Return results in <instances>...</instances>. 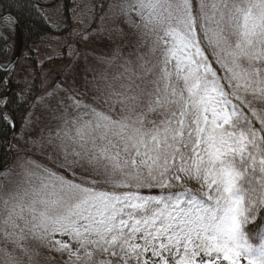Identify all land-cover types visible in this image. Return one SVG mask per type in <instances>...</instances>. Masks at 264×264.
I'll list each match as a JSON object with an SVG mask.
<instances>
[{
	"label": "snow or ice",
	"instance_id": "6c2138e0",
	"mask_svg": "<svg viewBox=\"0 0 264 264\" xmlns=\"http://www.w3.org/2000/svg\"><path fill=\"white\" fill-rule=\"evenodd\" d=\"M105 6L113 20L139 18L135 63H118V28L76 41L95 33L112 46L94 56L102 71L88 65L92 52L65 45L69 64L39 98L47 116L34 142L57 170L33 162L38 186H0V264H39L37 239L65 264H237L241 254L264 264V233L256 245L245 230L264 208V0ZM82 58L91 79L69 71ZM0 122L16 126L4 103Z\"/></svg>",
	"mask_w": 264,
	"mask_h": 264
},
{
	"label": "trees",
	"instance_id": "16d2710c",
	"mask_svg": "<svg viewBox=\"0 0 264 264\" xmlns=\"http://www.w3.org/2000/svg\"><path fill=\"white\" fill-rule=\"evenodd\" d=\"M79 0H61V5L54 12L52 9H45L39 7L31 0H0V16L4 13L12 14L20 23L24 37V49L19 60V67L13 70V80L15 87L12 90L5 107L17 118V137L12 145V151L15 159L12 165L0 172V186L5 193L9 190L20 186L22 188H31L38 186L40 181L44 179L41 172L37 169L36 174L30 175L34 170V164L50 169L57 170L56 163H53L48 157L36 147H23L18 141V135L22 132H27L26 128L33 120L34 109L36 108L39 98L44 97V74L46 68L53 67L57 62L63 61L69 64V61L62 59L64 48L62 52L51 58H46L40 63V59L34 52L36 45L44 41L48 36L70 35V33L78 28V22H82L87 16L92 17V25L82 27L84 34L87 35L88 30L95 29L103 25L107 29L118 28L119 20H113L110 15H107L108 9L105 6V0H88L82 5L78 3ZM51 12H54L51 15ZM98 12H104L106 15L103 20L97 17ZM135 16V15H133ZM83 19V20H82ZM137 23L138 17H135ZM125 25L134 29L132 20H126ZM142 29H134V34L137 36ZM125 33V32H123ZM121 37L116 33L113 37L117 40L123 39L127 36ZM95 36L96 34L93 33ZM16 42V30L12 21L5 19L0 25V62L5 67L7 66L14 54ZM32 66V71H29V66ZM76 66H73L69 71H75ZM78 69H81L78 67ZM31 74V81L27 82L25 77ZM66 79V78H65ZM7 82L5 72L0 70V94L6 89ZM35 106V107H34ZM28 119V121H27ZM12 132V127L0 122V167L9 163L11 155L7 149L8 137ZM63 173V169L59 170ZM68 179H71L69 176ZM259 180V176H257ZM184 183L190 189H196L198 185L189 181L186 178ZM153 194H158L155 190ZM245 207H248L246 201ZM264 208H258L254 220L250 218V222L245 226V230L249 235L250 241L253 244H259V234L264 233ZM50 244L41 243L38 239L31 242V247L34 250L39 264H56L57 260L53 258L50 252L47 251Z\"/></svg>",
	"mask_w": 264,
	"mask_h": 264
},
{
	"label": "rangeland",
	"instance_id": "374dc122",
	"mask_svg": "<svg viewBox=\"0 0 264 264\" xmlns=\"http://www.w3.org/2000/svg\"><path fill=\"white\" fill-rule=\"evenodd\" d=\"M86 1H88V0H86ZM86 1L85 0H79V3H83V2L85 3ZM80 5H82V4H80ZM57 8H58V6H55L53 11L56 12ZM54 12H51V15H53ZM135 17L136 16H133L131 18V20H133ZM138 21H139V18H138ZM125 23H126V20L121 18V19H119L117 26L119 27V30H122L123 32L128 33L127 36L129 35V36H131V38L122 39V40H119V42H116V40H114L115 44L120 45L122 48L121 60L118 61V63L122 62L124 59H129V58L132 59L135 63V60H136L135 55L130 56L129 54L130 53H136L137 48L139 47V45L136 43H138V40L140 38L141 33L143 32V29L141 30L142 32L140 34L135 36L136 34H134V29L128 28L125 25ZM19 25H20V23H19ZM90 25H92V17L89 15L79 24V27H81V28L74 29L70 33L69 36L67 34V36L69 38L68 41L70 42V44H74L76 46V48H85L86 50L92 52L93 55L89 56V58H88V62H87L88 65L97 69L98 71H102L104 68V65L98 64L97 61L94 59V56L100 55L102 53H106L110 57L112 55V46L109 45L107 41L97 40L94 36H88L89 40L86 44H83V45L76 44V41L84 34L82 27H88ZM95 28H97V26H95ZM21 30H22V27H21ZM89 31H91V30H88V32ZM60 38H61V40H59ZM59 39L48 36L44 41L40 42L39 45H36V52H34L35 55L37 57H39V59L41 61L46 59V58L56 56L57 54H59L61 52L63 43L67 42L65 38L63 39L62 37H59ZM144 39L147 40L148 43H146L144 45V47L139 48L140 53L147 52L148 45L152 43V40L150 37H144ZM145 59H148V57L145 56ZM41 61H40V63H41ZM0 64H1V62H0ZM27 65L29 66V71L31 72L32 66L29 64H27ZM66 66H67V62L65 63L63 61H59L53 67L47 68L45 75H44V87H43L44 92H46L45 96L50 92H54V85L57 84L59 76L65 70ZM78 67L81 69H78ZM117 70L118 69H116L115 66L113 67V69H109L110 72L117 71ZM75 72H79L81 74H86L89 79H91V77H92V73L88 72L85 68V63L83 61V58L76 65ZM31 77H32L31 74H28L25 77V80L27 82H30ZM65 78L68 79L67 76H65ZM46 116H47V112L44 109H42L41 103L39 101L37 106H36V109L34 110L33 120L30 123V125L26 128L27 132H22L21 134H19L17 142H19L23 147H31L33 149H36V146H34V142L38 139L37 133H38V130L40 127V123L46 122ZM27 121H28V119H27ZM43 155L44 156L47 155L46 157H48V152L45 151L43 153ZM51 161L53 163H56V164L59 163V161H55L54 159ZM53 239L55 241H58L60 243V245L62 246V244L64 242L70 241L71 238L61 237L57 233L53 237ZM47 251L51 253V255L53 256V258L55 260H57L56 264H65V261L68 259L67 253L57 251L56 248L53 247L52 245H49ZM233 259H235L237 261V264H247V258L244 257L242 254L240 256H234ZM219 264H229V262L223 260V258L221 257Z\"/></svg>",
	"mask_w": 264,
	"mask_h": 264
},
{
	"label": "water",
	"instance_id": "95a60500",
	"mask_svg": "<svg viewBox=\"0 0 264 264\" xmlns=\"http://www.w3.org/2000/svg\"><path fill=\"white\" fill-rule=\"evenodd\" d=\"M31 1H33L34 3H37V4L41 5V6H44V7H49V6H51V5H53L55 3V2L54 3H40L38 0H31ZM6 16H8V17H10L12 19V21L14 22L15 27H16V41L17 42H16V48H15L14 56H13L12 61L10 62V64L7 67H5V68L3 67V69H5L4 71L6 72V77L8 79V82H9V84L11 86L13 84L12 78H11V71H12V69L14 68V66L17 64V62L19 60V57H20L22 49H23L24 40H23V32L21 30V26L19 25L17 19L13 15H11V14L3 15V16L0 17V20L3 19ZM4 94H7L9 96L10 95V91L8 90V91L4 92L3 94H1L0 98H2L4 96ZM2 101L3 100L0 99V103H2ZM10 114L13 115L12 113H10ZM16 123H17V119L15 118V124ZM15 132H16V126L14 127L13 132H12L10 138H9L8 143H7L8 151L11 153V161H10V163L7 166H5L3 168L8 167L11 164L12 160H13V154H12V152L10 150V144H11V140H12ZM3 168H0V170H2Z\"/></svg>",
	"mask_w": 264,
	"mask_h": 264
}]
</instances>
